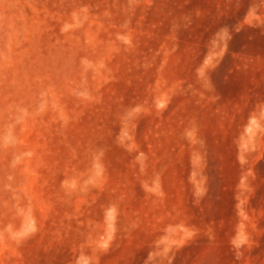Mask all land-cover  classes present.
I'll return each instance as SVG.
<instances>
[{
    "label": "rangeland",
    "instance_id": "374dc122",
    "mask_svg": "<svg viewBox=\"0 0 264 264\" xmlns=\"http://www.w3.org/2000/svg\"><path fill=\"white\" fill-rule=\"evenodd\" d=\"M0 264H264V0H0Z\"/></svg>",
    "mask_w": 264,
    "mask_h": 264
}]
</instances>
